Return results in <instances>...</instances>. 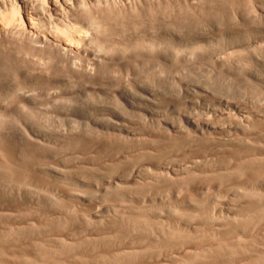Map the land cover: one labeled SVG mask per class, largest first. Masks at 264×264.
Instances as JSON below:
<instances>
[{"label":"rangeland","instance_id":"rangeland-1","mask_svg":"<svg viewBox=\"0 0 264 264\" xmlns=\"http://www.w3.org/2000/svg\"><path fill=\"white\" fill-rule=\"evenodd\" d=\"M98 4L89 75L0 40V264H264V0Z\"/></svg>","mask_w":264,"mask_h":264},{"label":"bare ground","instance_id":"bare-ground-1","mask_svg":"<svg viewBox=\"0 0 264 264\" xmlns=\"http://www.w3.org/2000/svg\"><path fill=\"white\" fill-rule=\"evenodd\" d=\"M99 1H101V0H0V40L7 39V40H12V41H21V43L24 42L23 44H26V45L28 44L29 46L33 47L34 49L40 48L43 46H49L57 52V54H58L57 57L60 56L59 58L65 59L64 61L67 60L68 63L70 61L72 66L75 65L74 67L76 69V72H78V70H79L78 68H76V65H78L80 67H84L85 68L84 71L86 73H88V75H89V74H91L92 70L97 69L99 67V65L103 66V65H101V63L104 62V64H105V62L112 61L114 52L117 53L116 56L119 57V56H123V54L127 53V51H130V49H129L130 45L128 47L126 44L117 45L118 43H114L115 42L114 40L112 41V43L109 41L111 44L106 43L107 45H103L104 43L102 45H101V43L100 44L98 43V42H101V41H99L100 39L99 40L97 39V38H99V36H98L99 34L97 35V33L100 32V30H98L99 28L97 29L98 26L97 25L95 26V24L101 25L102 21H100V23L98 21V23H97L94 20L89 21L85 17H82L81 19L78 17H75L77 15L79 16L81 11L83 13V10L85 9L86 6L87 7H88V5H90V6L92 5V7H93V5L96 6L99 3ZM126 2H128V1H126ZM127 6H129V5L127 4ZM127 6H125V7H127ZM95 9H97V6ZM127 9H130V8H127ZM88 11L89 10H87L86 12H88ZM97 13L98 12H96V14ZM75 14H77V15H75ZM92 14L90 13L91 17H93ZM97 16L99 18V13ZM93 18H95V16ZM91 21H93L94 23ZM101 33H102V31H101ZM100 35H103V34H100ZM116 40H118V39H116ZM6 46H7V44H6ZM26 47L28 48V46H26ZM135 47L138 48V50L142 56H147V54H149V53H152V54L155 53L156 54L157 53L156 51L158 49H161L160 48L161 46L159 44H156V43L154 44L151 41L150 42L149 41H140V43L138 41L137 46H135ZM1 49H2V47H1ZM4 50H7V49H4ZM9 50H11V49H9ZM133 51H136V50H133ZM51 56H52V54H51ZM55 56H56V53H55ZM129 57H130V55H129ZM60 60H62V59H60ZM126 60H128V59H126ZM47 61H48V58H47ZM47 61H45V62L47 63ZM45 62H42L43 63L42 66L45 64ZM84 62H85V64H84ZM123 62H124V60H123ZM116 64H118V63H116ZM27 66H29V65H27ZM74 67H72V69ZM44 68H43V70H47L46 68L45 69ZM43 70H42V72H43ZM44 72H46V71H44ZM13 73H15V72H13ZM48 73H49V71H48ZM13 76H14V74H13ZM25 77H27V76H25ZM6 78L7 77H5V79ZM8 78H7V80H8ZM18 79H19V77H18ZM51 79L53 80V78H51ZM19 81H20V79H19ZM50 82H49V84H50ZM37 86L40 88V86L38 84H37ZM47 87L49 88L50 86L48 85ZM45 88H43V89L45 90ZM13 90H11V92ZM46 90H48V89H46ZM16 91L18 92V90H16ZM23 92H25V91H23ZM25 93L26 94L23 93V97L25 98V100H27V101L29 100V103L31 101H33L32 100L33 97H30L31 92H29L30 94L28 92H25ZM39 93H41V92H39ZM35 94H36V92H35ZM1 95H2V93H1ZM33 95H34V93H33ZM15 98H17V97H15ZM7 100H9V99H7ZM12 100H14V99H12ZM23 101H24V99L22 100V102ZM27 101H25V102H27ZM21 107H22V105H21Z\"/></svg>","mask_w":264,"mask_h":264}]
</instances>
